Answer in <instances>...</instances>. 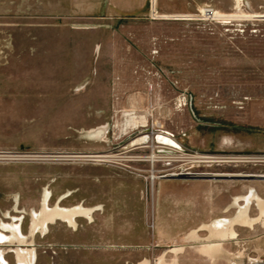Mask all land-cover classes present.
I'll use <instances>...</instances> for the list:
<instances>
[{"label":"rangeland","instance_id":"1","mask_svg":"<svg viewBox=\"0 0 264 264\" xmlns=\"http://www.w3.org/2000/svg\"><path fill=\"white\" fill-rule=\"evenodd\" d=\"M154 2V13L151 0L142 13H123L85 0H0V220L22 217L35 264H57L56 253L71 249L89 251L93 264H156L161 256L248 264L264 256V218L254 228L236 226L237 237L221 241L213 259L201 247L219 239L211 230L187 243L176 221L155 237L153 216L159 188L192 180L264 197V178L184 176L264 174V0H188L185 11ZM208 7L219 16H204ZM134 108L148 123L122 133L123 111ZM45 189L52 206L72 192L63 206L103 208L77 228L59 220L48 234H33ZM249 213H260L255 202ZM14 255L6 251L11 264Z\"/></svg>","mask_w":264,"mask_h":264},{"label":"bare ground","instance_id":"2","mask_svg":"<svg viewBox=\"0 0 264 264\" xmlns=\"http://www.w3.org/2000/svg\"><path fill=\"white\" fill-rule=\"evenodd\" d=\"M240 1V0H239ZM124 120L118 125L121 128L122 133H128L129 130L138 128L140 126H146L148 123V116L147 114L138 113V111L134 109L124 110L123 111ZM105 126L99 128L98 132L102 129H105ZM149 137L148 133L140 139H147ZM164 137L162 135L157 136V140L159 142H165L170 144L172 147H179L178 142L174 139H170ZM138 141V140H137ZM142 141V140H141ZM136 142V141H133ZM154 143H152L153 145ZM110 156V155H109ZM86 157H108L104 153H94L91 155H86ZM204 158H211L213 156H200ZM153 158V159H152ZM93 159V158H92ZM153 162L157 159V157L152 155L150 157ZM155 159V160H154ZM100 160V159H99ZM113 160V159H112ZM210 160V159H209ZM105 161V160H104ZM110 161V160H109ZM174 174V173H173ZM203 174H219V173H203ZM242 174V173H239ZM264 175V174H263ZM158 176L155 174V169L153 167L152 174L150 178L155 180ZM160 177V176H159ZM253 188V187H252ZM71 191V190H70ZM72 192H68L64 194L59 201L55 205L50 204L52 193L49 189H45L41 208L39 210H33V228L32 233L34 234L35 231H40L42 234H48L50 231L51 224L57 223L59 220L67 223L69 226L77 228L79 218L85 217L93 220L94 212L97 210H101L103 208L102 205H96L91 207H86L84 204L75 205L72 207H65L61 204V202L68 196H70ZM240 199L245 201V204H241L238 202ZM236 204H238L239 210L238 213L226 219H216L213 222L214 231L213 234L220 237V238H235L238 235V231L236 226H243V227H253L254 224L258 223V221L263 220L264 218V197L259 195L255 188L251 189L248 194L236 196ZM256 203L260 209V213L257 216H252L249 213V209L252 203ZM12 215L7 212L5 217H11ZM22 217H19L16 221H6L4 219L0 220V264H11L6 256V251H12L15 254V259L18 260L17 264H35L37 259V251L35 246H27L24 242L28 241V237L24 231L22 226ZM209 225H202V228H207ZM211 226V225H210ZM211 230V229H210ZM191 238H199V234L196 231H193L190 235ZM9 243V244H7ZM30 243V240L29 242ZM14 245L10 249L5 250L2 248L3 245ZM2 245V246H1ZM204 247H202L203 249ZM220 248V243L211 242L208 247L206 246L205 249L209 250L212 253H216L217 250ZM180 248H174L177 251ZM208 252V251H206ZM149 259H144L138 263L134 264H150ZM156 264H178L176 260L173 262H168L165 260L164 256H161Z\"/></svg>","mask_w":264,"mask_h":264},{"label":"crops","instance_id":"3","mask_svg":"<svg viewBox=\"0 0 264 264\" xmlns=\"http://www.w3.org/2000/svg\"><path fill=\"white\" fill-rule=\"evenodd\" d=\"M75 1L76 0H68V3L71 4L72 2L74 4ZM157 1L160 3L161 8L165 11H185L188 10L190 6L188 0H156V3ZM85 2H94L95 4L100 3L101 12L104 5H106V9L108 8L107 11L114 10L116 12L123 13H142L146 10V7L148 5V0H85ZM154 3V0H151V8L153 13L155 12ZM189 15L190 14H182L180 15V17H188ZM235 193V190L231 191L230 189L226 188H206L205 183L202 180H192L184 182L181 188H159L157 193H155V196L157 195L158 197V204H156V197L154 202L155 204L153 216L156 230L154 236L158 237L162 234H165V231L161 232L160 230H162L163 227H173V225L176 224V221H179L178 225L183 231L182 234L186 237L187 243L198 242L200 238H203V236H201V233H203L202 231L204 230L211 229L212 235L216 236L213 234V222L216 219L211 223H209V221L226 213L236 205ZM135 194L139 196L140 193L135 192ZM226 218L227 217L220 219ZM202 225L209 226L207 228H202ZM132 226H134V224ZM261 226L264 228L263 224H261ZM263 228H261V230ZM193 231H196L199 234V238L196 237L194 239L190 237ZM209 235H207V237ZM230 239L232 238L219 237L218 240H209L207 242H203L201 244V247L207 246L211 242L220 243V248L216 253L208 252L212 254V257H216V255L219 254L220 251H222L221 241ZM260 243L264 245V236L260 238ZM88 252L89 251H76L71 249L68 252L56 253L58 254L56 258L58 260L57 264H82L78 263V261H80L82 257L86 258L84 264H93L91 256L89 257ZM241 255L239 256L241 257ZM215 257H213V259H215ZM42 258L49 259V252H47V255H43ZM17 261L18 260H16V262Z\"/></svg>","mask_w":264,"mask_h":264},{"label":"water","instance_id":"4","mask_svg":"<svg viewBox=\"0 0 264 264\" xmlns=\"http://www.w3.org/2000/svg\"><path fill=\"white\" fill-rule=\"evenodd\" d=\"M185 177L192 178H221V179H238V178H246V179H262L264 175L262 174H239V173H225V174H194V175H184ZM183 177V175H182Z\"/></svg>","mask_w":264,"mask_h":264},{"label":"built area","instance_id":"5","mask_svg":"<svg viewBox=\"0 0 264 264\" xmlns=\"http://www.w3.org/2000/svg\"><path fill=\"white\" fill-rule=\"evenodd\" d=\"M202 14L206 17H218L219 15L214 11L213 8H205ZM264 17V16H263ZM185 103V102H184ZM186 104V103H185ZM248 264H264V256H253L248 260Z\"/></svg>","mask_w":264,"mask_h":264}]
</instances>
